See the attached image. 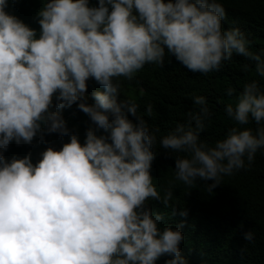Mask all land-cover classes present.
I'll use <instances>...</instances> for the list:
<instances>
[{
    "label": "clouds",
    "instance_id": "clouds-1",
    "mask_svg": "<svg viewBox=\"0 0 264 264\" xmlns=\"http://www.w3.org/2000/svg\"><path fill=\"white\" fill-rule=\"evenodd\" d=\"M17 0H13L16 3ZM0 0V264H187L177 228L160 227L161 212L148 199L168 207L173 192L161 196L149 169L156 136L135 103L119 100L114 78L132 79L146 63L162 65L165 50L191 72L217 70L233 53L255 61L264 77V50L249 51L239 29L222 30L224 9L217 0H45L37 12L39 32L5 11ZM247 67V66H245ZM92 78L104 89L85 96ZM233 89H227L231 96ZM77 107L92 125L81 144L59 111ZM195 111L159 140L174 158V179L211 190L222 176L250 164L264 148V89L244 84L235 106L224 108L236 125L208 146L199 140L210 112L195 95ZM151 105L147 111L151 112ZM131 115L135 123L128 118ZM103 130L106 135H97ZM69 136L59 150L6 160L14 141L28 144L39 134ZM181 216L186 212L181 211ZM248 241L251 231L244 234Z\"/></svg>",
    "mask_w": 264,
    "mask_h": 264
},
{
    "label": "trees",
    "instance_id": "trees-1",
    "mask_svg": "<svg viewBox=\"0 0 264 264\" xmlns=\"http://www.w3.org/2000/svg\"><path fill=\"white\" fill-rule=\"evenodd\" d=\"M45 0H8L5 11L16 16L30 28L39 32L37 12ZM224 9L221 21L222 30L239 29L248 41L249 51L260 53L264 50V0H217ZM89 6H97L98 0H88ZM247 66V67H245ZM256 80L264 89V77L257 75L255 61L233 55L222 60L220 67L208 73L191 72L165 50L162 65L146 63L133 73L132 79L114 78L119 83V100L137 105V115L144 119L149 131L156 136L154 151L157 153L151 161L149 173L156 191L163 196V190L173 192L168 207L155 199H148L145 207L153 212H161L165 219L159 226L177 228L183 236L178 245L180 254L187 264H264V148L257 149L250 164L235 170L231 175L222 176L220 184L211 192L206 190L208 181H197L191 187L174 179V158L184 153H177L160 146L159 140L166 136L178 123H186L188 113L197 106L192 97H205L210 115L205 120V127L199 134V140L213 146L216 140L223 139L227 130L250 128L256 125L251 120L245 125H236L224 112L227 104L235 106L236 94L244 84ZM233 89L231 96L227 89ZM103 92L104 89L94 79L86 81L85 96L87 103L94 101L91 93ZM66 121L71 134H75L81 144L85 131L92 125L89 117L83 113L77 103L70 107L56 109ZM151 105V112L147 111ZM135 123V118L128 116ZM97 135H106L98 130ZM39 134L28 144L14 141L9 143L4 152L6 160L23 158L29 155L35 164L40 153L48 147L59 150L67 143L69 136L56 133L45 134L40 142ZM186 212L181 216L180 212ZM251 231L250 241L244 238ZM170 256H161L155 264H164Z\"/></svg>",
    "mask_w": 264,
    "mask_h": 264
}]
</instances>
